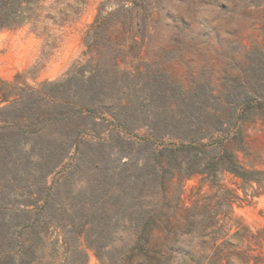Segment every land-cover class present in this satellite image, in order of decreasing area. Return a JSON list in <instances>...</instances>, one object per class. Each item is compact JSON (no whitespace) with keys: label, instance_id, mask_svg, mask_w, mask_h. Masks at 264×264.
<instances>
[{"label":"trees","instance_id":"1","mask_svg":"<svg viewBox=\"0 0 264 264\" xmlns=\"http://www.w3.org/2000/svg\"><path fill=\"white\" fill-rule=\"evenodd\" d=\"M44 1L0 0V23L10 28L31 22L36 28L47 9L43 18L57 24L84 3L51 0L45 6ZM112 1L116 7L105 14L99 9L83 37L90 55L86 64L75 63L63 79L36 86L18 81L19 74L14 82L0 80V102L5 103L0 107V264H34L42 234L51 226L63 228L50 198L53 184L47 182L64 167L77 135L60 131L61 125L85 119L105 103L111 116L123 121L130 116L149 118L153 137L173 135L181 142L160 148L156 144L149 163H136L132 169L119 165L110 169L102 163L101 152L92 150V158L79 164L81 172L100 168L85 179L90 208L76 211L79 222L67 230L72 235L62 229L65 264L86 263L82 244L95 252L99 264H264L257 251L261 245L244 241L245 235H254L233 212V204L242 198L223 180L226 173L238 178L245 200L264 192V171L247 168L232 149L233 145L236 151L244 149L241 123L264 106V53H250L239 75H229V82L222 85L170 88L178 98L168 105L167 87L160 82L154 89L160 97L148 105L114 99L115 91L129 92L137 85L132 79L144 73L137 65L127 69L126 64H133L128 58L133 61L148 46L156 7L155 0ZM195 94L206 99L196 101ZM147 107L152 109L145 111ZM168 108L178 112L166 113ZM195 175L209 191L194 188L186 205L184 183ZM11 192H16L13 199ZM35 193L38 196L32 198ZM30 204L32 209L27 208ZM66 233L76 240L72 248ZM72 254L75 257L70 258Z\"/></svg>","mask_w":264,"mask_h":264},{"label":"rangeland","instance_id":"2","mask_svg":"<svg viewBox=\"0 0 264 264\" xmlns=\"http://www.w3.org/2000/svg\"><path fill=\"white\" fill-rule=\"evenodd\" d=\"M49 2L51 0H45L43 5L47 6ZM154 6L156 9L150 17L152 28L148 46L139 53L138 58L133 61L128 58L133 64H126L127 69L137 65L144 73L132 79L131 84L137 85L131 87L129 92L123 89L115 91L114 99L129 98L148 105L149 100L153 102L160 97L154 92L160 82L167 87L165 95L169 99L168 105V102L170 104L178 98L170 88L203 83L222 85L229 82V75H239V69L247 65L250 53H264V0H155ZM115 7L112 0H84L69 13L65 21L57 24L43 18L47 9L42 11L36 28L31 22L10 28L0 23V80L14 82L19 74L18 81L36 86L43 81L63 79L73 64L87 63L90 55L85 53L87 48L83 37L99 9L105 14ZM4 40L11 41L9 48ZM140 57L145 62L139 65ZM3 62L6 64L1 67ZM123 68L125 64H120V69ZM85 69L87 71L88 68ZM117 76L122 79V75ZM143 82H146L145 88ZM199 95L195 94L192 98L199 102L206 99ZM3 105L5 103L0 102V107ZM102 105L85 119L61 125L60 131L76 132V143L72 145L64 167L60 172L51 174L47 184H53L50 198L58 217L62 216L59 225L66 232L73 230L71 224L79 222L76 211L81 206L90 208V191L85 179L97 173L100 165H95L96 170L91 167V171L81 172L79 164H85L92 158L93 149L101 152L102 163L110 169L117 165L132 169L136 163L142 165L149 161L150 151L156 144L160 143V148L163 144L177 145L181 142L173 135L153 137L149 118L142 120L130 116L127 121H123L119 116H111L113 112L109 104ZM150 108L147 107L145 111ZM172 111L176 112L177 109H166V113ZM251 112L249 119L243 121L240 127L244 136V149L236 151V145L231 148L247 168L264 171V106ZM147 139H152L153 143ZM87 141L93 144L88 145ZM65 169L67 171L63 174ZM223 180L227 187L235 189L242 198L233 204V212L254 235H245L244 241L260 244L257 251L264 257V192L253 198L246 197L245 200L238 178L226 173ZM60 181H64V185ZM198 186H201V193L209 191L208 185L200 182L199 176H192L185 181L182 198L186 205L190 204L191 192ZM15 194L11 192L10 199ZM37 196L35 193L32 198ZM33 207L30 204L27 208ZM74 216L76 219H73ZM62 229L51 226L42 234L43 243L36 246L34 264H65L67 243L63 240ZM259 229L263 231L256 235ZM69 235L68 245L72 248L76 240ZM80 248L86 252L85 264H99L92 249L86 248L84 244ZM73 257L75 255L72 254L70 258Z\"/></svg>","mask_w":264,"mask_h":264},{"label":"crops","instance_id":"3","mask_svg":"<svg viewBox=\"0 0 264 264\" xmlns=\"http://www.w3.org/2000/svg\"><path fill=\"white\" fill-rule=\"evenodd\" d=\"M4 43H5V45L7 44L8 45V48L10 47V44H11V41L10 40H4ZM9 43V44H8ZM6 64V62H3L2 64H1V67L2 66H4Z\"/></svg>","mask_w":264,"mask_h":264},{"label":"water","instance_id":"4","mask_svg":"<svg viewBox=\"0 0 264 264\" xmlns=\"http://www.w3.org/2000/svg\"><path fill=\"white\" fill-rule=\"evenodd\" d=\"M41 243H43V241H42ZM41 245H42V244H41Z\"/></svg>","mask_w":264,"mask_h":264}]
</instances>
